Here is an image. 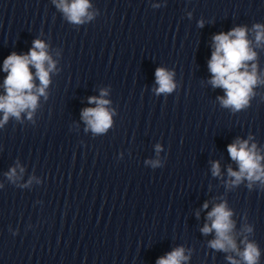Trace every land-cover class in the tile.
Segmentation results:
<instances>
[{"label": "clouds", "instance_id": "1", "mask_svg": "<svg viewBox=\"0 0 264 264\" xmlns=\"http://www.w3.org/2000/svg\"><path fill=\"white\" fill-rule=\"evenodd\" d=\"M56 2V0H54ZM57 7L65 14L66 18L75 24L91 20L93 14L88 11L91 7L89 0H59ZM202 26V22H201ZM255 41L259 45L264 42V25L259 23L253 26ZM248 29L246 27H235L227 33L221 32L213 36L214 51L208 61V69L212 73L211 85L225 90V96L218 97L224 107H231L238 111L249 104L250 97L254 95L253 88L260 83H264L257 75V65L249 64L248 61L256 59V52L250 47L251 41L247 38ZM30 65L35 68V77L39 79V86L34 84V76L30 70ZM55 68L51 56L47 52L46 44L37 39L33 41V46L25 55H18L13 52L7 56L3 62V71L7 73L4 80L5 94L0 95V112H3V119L0 120L2 127L10 117L20 119L21 113L27 111L28 118L31 119L32 113L37 107L38 97L45 95V89L50 83L49 73ZM243 69V70H242ZM156 83L159 87L157 94L171 93L176 85L173 82V73L164 68H157L155 72ZM107 93L101 90L100 97H89V103L95 104L94 108L82 110V119L88 128L94 133H104L111 125L112 119L109 110L105 107L109 104L108 100L103 99ZM159 150V146H158ZM227 151L231 159L238 164V171L228 168V176L232 178L230 185H239L242 181H248V187L259 182L264 185V156L259 154L256 144H251L247 140L237 139L234 143L227 146ZM153 166L158 161L152 162ZM21 172L23 169L21 168ZM214 176L220 174L218 162L212 165ZM10 181L17 179L16 169H11L7 174ZM203 207L206 209L208 204ZM233 213L227 208L226 203L215 205L207 213L210 224L205 223L201 232L205 235L215 232V238L209 242L212 249L233 252L240 257L234 259L232 255L227 256L229 264H258L260 251L258 246L249 242L247 238L241 241L244 248H238L236 239L233 236L234 222ZM251 232L252 229H245ZM183 247H178L173 251L160 257L156 264H182L188 260L184 254Z\"/></svg>", "mask_w": 264, "mask_h": 264}]
</instances>
